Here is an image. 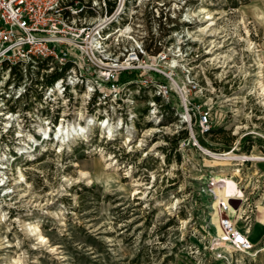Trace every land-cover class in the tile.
Wrapping results in <instances>:
<instances>
[{
    "label": "rangeland",
    "instance_id": "1",
    "mask_svg": "<svg viewBox=\"0 0 264 264\" xmlns=\"http://www.w3.org/2000/svg\"><path fill=\"white\" fill-rule=\"evenodd\" d=\"M160 1L166 7L156 9V0H145L135 13L149 11L148 18H156V10L167 13L169 27L179 29L168 41L174 39L178 48V42L189 39V50L200 55L196 61L182 58L171 79L158 78L171 93L163 122L156 126L146 122L151 117L145 118L130 146L122 140L105 143L95 125L72 143V150L65 146L58 152L52 142L43 143L29 153L35 157L31 162L15 155L28 149V141L18 138L14 125L0 139V153L6 158L0 163V264H14L20 257L25 264H264V99L255 76L264 70V0ZM202 7L220 12L215 37L200 32ZM211 49L215 55L208 53ZM188 64L194 65L191 79L197 78L205 93L191 89L184 67ZM187 102L213 108L211 134H198V121L193 112L187 113ZM86 103L83 96L76 107L58 113L67 115L71 124L87 125L92 109ZM139 107L146 116L147 104ZM190 116L193 121L186 124ZM195 139L200 147L194 146ZM232 150L262 159L243 162L218 155ZM102 151L113 158L116 153L120 172L108 169ZM20 167L28 184L16 188L12 179L19 177ZM234 172L245 196L226 199L223 206L230 208L238 227L250 229L253 249L246 254L221 247L214 224L219 198L214 183ZM25 193L28 197L22 199ZM56 210L60 218L47 214ZM19 216L39 223L47 246L60 247L58 252L39 247L36 237L24 234L15 221Z\"/></svg>",
    "mask_w": 264,
    "mask_h": 264
},
{
    "label": "built area",
    "instance_id": "2",
    "mask_svg": "<svg viewBox=\"0 0 264 264\" xmlns=\"http://www.w3.org/2000/svg\"><path fill=\"white\" fill-rule=\"evenodd\" d=\"M143 1L0 0V139L17 125L18 138L37 141H28L26 148L34 153L41 146L38 143L47 141L39 133L41 122L55 130L67 125L68 116L58 112L76 107L83 96H87L86 105L107 144L118 143L128 127L134 126L136 134L139 126L146 124L145 118L151 117L152 121L146 122L159 126L166 117L163 108L171 93L158 78L171 79L182 58L196 61L200 55L189 50L193 44L189 39L178 42V48L174 39L168 41L179 29L177 25L169 27L167 13L156 10V18L153 14L148 18L146 10L135 13ZM156 3V9L167 4ZM150 19L157 24L149 23ZM184 67L191 89L205 93L204 85L191 79L194 65ZM142 103L148 106L146 116L141 115ZM185 107L189 115L194 113L199 135L213 132L212 107L191 102ZM192 121L190 116L185 123ZM106 126L118 128L111 140L103 131ZM194 146L200 147L196 139ZM15 155L27 153L16 151ZM248 157L243 162H249ZM223 207L227 216L221 223L225 231L222 240L232 248L228 252H250V229L238 227L230 208Z\"/></svg>",
    "mask_w": 264,
    "mask_h": 264
},
{
    "label": "bare ground",
    "instance_id": "3",
    "mask_svg": "<svg viewBox=\"0 0 264 264\" xmlns=\"http://www.w3.org/2000/svg\"><path fill=\"white\" fill-rule=\"evenodd\" d=\"M200 12H201L202 15H204V18H205V20L202 21V23H203L202 25L203 26H200V32H205L210 37H215L217 35V33H218V31H217L218 28H216V25H217V17L216 16L219 15L220 12L218 10H216V9L215 10H210L207 7H202ZM212 43H214V42H212ZM249 44H251V42H249ZM212 47H214V46H212ZM213 49H211L212 51H210L208 53H211V55H215V51H213ZM262 67H264L263 64H262ZM255 76L258 79L257 80L258 84H260V93L262 94L263 99H264V70H260V72L257 75H255ZM80 116H83V115L80 114ZM81 118H83V117H81ZM88 122L89 123H87V125H82V124H79V123L78 124H74L75 122L72 123V124L68 123L67 125L64 124V125H62L60 127L59 131L57 130L58 132L56 130H53L52 128H49V127L45 126V125H40L39 126V133L44 135L45 139L47 140L45 142H52V145L54 147H56V148L59 147L58 152L64 151L65 146L68 147L69 150H72L71 146H72V143L74 141L78 140L80 137H86L88 134H90L91 131H93L94 126L95 125L97 126V123H96L94 118H92V120H88ZM103 129H104L103 130L104 133L108 134L110 140L113 139L118 133V128H112L111 126H106ZM148 131H150V130H148ZM50 132H51V135H50L51 137L48 134ZM135 135L136 134H135L134 126L128 127L127 131H126V135L122 134L120 139L123 141V143L128 144L130 146L133 143V141H134L133 138H134ZM28 141L37 142V141L34 140L33 137H29ZM45 142L38 143V144L42 145ZM157 148H158V145L154 146L152 151L155 152ZM20 151L22 153L26 152L27 153V157H28L29 160L35 158V157H33L34 155L33 156L30 155L26 151V149H21ZM106 153L107 152H103L102 151L100 153V155H101V158L103 160H105V163H107L109 165L108 169H110L111 167H115V169L114 168L113 169L115 171L117 170V172H120L119 170H121L122 168H118L119 165L115 161V158H113L112 155H109V154H106ZM246 157L247 156H239V155H236L234 153H230V154H227V156H225L224 159L239 161V160L245 159ZM4 159H6V158H4L1 155V153H0V163L5 164L4 163L5 162ZM219 159H221V158H219ZM248 159L249 160H260L262 158L255 157V156H249ZM4 168L7 169V167H4ZM18 174H19L18 178L12 179L14 181L13 185H15L16 188H20L24 184H28V181L26 179V175L24 173L23 167H20L18 169ZM82 174L86 176V173H82ZM2 175H4L3 176V182H4L3 186H7L9 183L6 181V172H4ZM128 176H130L131 178L133 177L132 174H130V173H128ZM237 176H238V173L234 172L232 177H225V176L218 177L216 179V182L214 183L215 193L219 197L218 201L216 203L217 212H216V216L214 218V224H215V227L217 228V236L219 238L220 245H221V247L226 248L227 250H229L231 247H229L222 240V238H223V236L225 234V231H224V229H223V227L221 225V223L223 221V214L221 212V209L223 207V201L224 200H226V199H230V200L241 199V198H244V196H245L244 192L242 191V189L238 186L237 182L235 181V178ZM138 186L139 185L136 184V191H137L138 194H141L142 193L141 192V188H139ZM22 193H23V191H22ZM26 197H28L27 193L23 194L21 198L23 199V198H26ZM59 211H61V210H59ZM47 214L51 215L52 218H55V217L56 218H60V216H61L60 212H58L57 210L53 211V212L48 211ZM15 221H17L19 223V226L21 227V229L24 232V234H26L27 236L36 237V239L39 241V244H40L39 247L47 246L50 243L49 239H47V237L44 234V232H43V230H42V228H41L39 223L29 222V220L24 219V217H22V216H19V218H17ZM63 224L66 226V222H64ZM10 247H12V245L8 246L7 248H10ZM39 247L37 249H40ZM47 247H52L51 248L52 251H55V252H58V250L60 248L58 246H52V245L51 246H47ZM0 251H1V248H0ZM14 264H25V261H24V259L22 257L15 258Z\"/></svg>",
    "mask_w": 264,
    "mask_h": 264
}]
</instances>
